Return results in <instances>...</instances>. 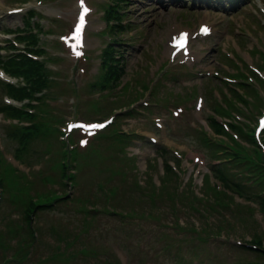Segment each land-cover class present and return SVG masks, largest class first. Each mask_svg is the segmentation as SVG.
I'll list each match as a JSON object with an SVG mask.
<instances>
[{"label": "rangeland", "instance_id": "obj_1", "mask_svg": "<svg viewBox=\"0 0 264 264\" xmlns=\"http://www.w3.org/2000/svg\"><path fill=\"white\" fill-rule=\"evenodd\" d=\"M220 2L83 0L89 11L74 49L81 0H0V66L13 63L5 60L10 50L28 44L43 73L32 103L15 96L11 108L18 109L0 114V149L14 162L12 171L1 169L0 264H264V130L254 134L264 105V55L257 49L264 52V0ZM178 8L189 11L177 18V31L193 34L190 51L199 54L188 62L197 74L179 84L169 60L177 65L181 58L164 56ZM28 10L39 21L36 32L23 20ZM201 22L212 36H195ZM115 64L122 80L108 93L103 75ZM159 76V94L151 95ZM213 95L221 105L212 121ZM195 96L206 102L190 110ZM5 100L0 78V111ZM179 101L185 114L164 118ZM105 119L111 122L104 129L66 130L67 122ZM37 123L39 138L23 152L8 126L21 133L23 124ZM16 197L19 208L10 214ZM23 224L37 232L31 250L26 239L30 253L16 234Z\"/></svg>", "mask_w": 264, "mask_h": 264}, {"label": "snow or ice", "instance_id": "obj_2", "mask_svg": "<svg viewBox=\"0 0 264 264\" xmlns=\"http://www.w3.org/2000/svg\"><path fill=\"white\" fill-rule=\"evenodd\" d=\"M81 4H82V12H81V15H80V22L79 24L77 25L74 33H73V36L71 37V39L75 40L76 41V44H73L72 47L75 49L78 44L80 43V39H81V32H82V28H83V24H84V16L85 14L89 11L87 9V7H84L83 6V0H81ZM203 32H207L208 31V28L207 26H202V29H201ZM187 38H188V34L187 33H182L180 34V36L178 38H174V41H175V46L177 48H184L186 43H187ZM65 39H68V38H65ZM77 55H79L80 53L77 52L76 53ZM72 127H76L75 125H72L70 126V128ZM88 127L89 129H92V128H102L104 127L103 124H94V125H88L86 126ZM261 127H264V120L261 121ZM82 143H86V141H82Z\"/></svg>", "mask_w": 264, "mask_h": 264}, {"label": "bare ground", "instance_id": "obj_3", "mask_svg": "<svg viewBox=\"0 0 264 264\" xmlns=\"http://www.w3.org/2000/svg\"><path fill=\"white\" fill-rule=\"evenodd\" d=\"M171 26V25H170ZM175 28V27H174ZM174 28L173 27H171V30H174ZM173 32H175V31H172V32H170L169 34H173ZM170 38H171V36H170ZM170 38H169V40H170ZM188 47V44L186 45V48ZM180 51H182V50H180ZM168 55H169V52H168ZM190 55H193V53H190ZM192 155V157H196L197 158V160H199V158L195 155V154H191ZM200 161V160H199ZM201 162V161H200ZM202 163V162H201Z\"/></svg>", "mask_w": 264, "mask_h": 264}, {"label": "trees", "instance_id": "obj_4", "mask_svg": "<svg viewBox=\"0 0 264 264\" xmlns=\"http://www.w3.org/2000/svg\"><path fill=\"white\" fill-rule=\"evenodd\" d=\"M10 90H11V91H16V90H14V89H12V88H10ZM17 92H19V91H17Z\"/></svg>", "mask_w": 264, "mask_h": 264}]
</instances>
